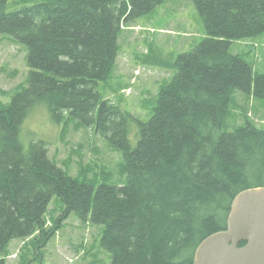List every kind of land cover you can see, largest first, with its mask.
<instances>
[{
    "label": "trees",
    "instance_id": "16d2710c",
    "mask_svg": "<svg viewBox=\"0 0 264 264\" xmlns=\"http://www.w3.org/2000/svg\"><path fill=\"white\" fill-rule=\"evenodd\" d=\"M8 1L0 34L25 45L28 75L0 108V264L12 240L44 233L54 197L64 216L104 227L109 264H192L197 245L226 228L234 196L264 186V129L229 123L236 92L264 100V73L231 52L233 41L264 32V0H191L206 37L171 62L177 73L147 121L99 84L115 65L121 26L165 0H18L30 5L11 12ZM38 106L55 123L93 126L120 153V179L94 188L57 166L47 143L26 151L21 127Z\"/></svg>",
    "mask_w": 264,
    "mask_h": 264
},
{
    "label": "rangeland",
    "instance_id": "374dc122",
    "mask_svg": "<svg viewBox=\"0 0 264 264\" xmlns=\"http://www.w3.org/2000/svg\"><path fill=\"white\" fill-rule=\"evenodd\" d=\"M24 4L9 0L6 9L16 11ZM205 37V27L191 0H165L149 13L121 26L115 65L107 81L99 84V91L147 121L160 89L177 73L171 62ZM231 52L243 57L253 73H264V32L233 41ZM26 55L25 45L14 36L0 34V108L10 102L16 90L26 86ZM236 98L238 108L232 112L229 123L239 125L251 120L264 129V100L241 92H236ZM19 137L26 151L32 142L47 143L51 160L79 182L98 188L120 179V153L93 126H84L74 119L55 123L48 110L38 106L23 121ZM130 140L134 145L131 134ZM111 174L112 180L104 181ZM63 211L62 201L54 197L43 217L44 233L12 240L7 246L6 264H109L110 254L100 246L104 227L82 221L74 213L64 216ZM51 230L53 233L47 236Z\"/></svg>",
    "mask_w": 264,
    "mask_h": 264
},
{
    "label": "water",
    "instance_id": "95a60500",
    "mask_svg": "<svg viewBox=\"0 0 264 264\" xmlns=\"http://www.w3.org/2000/svg\"><path fill=\"white\" fill-rule=\"evenodd\" d=\"M192 264H264V186L234 196L226 228L197 245Z\"/></svg>",
    "mask_w": 264,
    "mask_h": 264
}]
</instances>
